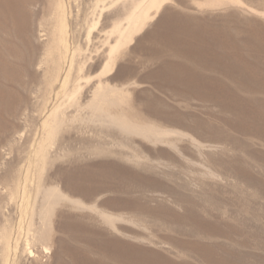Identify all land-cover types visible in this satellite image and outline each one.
Masks as SVG:
<instances>
[{
	"label": "rangeland",
	"instance_id": "1",
	"mask_svg": "<svg viewBox=\"0 0 264 264\" xmlns=\"http://www.w3.org/2000/svg\"><path fill=\"white\" fill-rule=\"evenodd\" d=\"M138 1L0 0V94L13 95L6 113L0 110V180L20 165L33 173L23 198L21 187L11 200L0 187V240L8 220L22 237L47 240L56 228L60 244L51 249L52 264H72L74 251L99 255L76 239L96 234L150 250L142 264H264V0H164L150 7ZM167 12L206 32L204 40L189 36L200 47L193 55H211L216 38L234 65L195 63L180 46L154 35ZM115 46L112 70L103 74ZM121 65L124 74L116 79ZM162 65L205 73L207 83L175 88L162 81ZM38 147L47 153L37 186L32 158ZM56 169L57 184L44 181ZM81 179L87 188L78 185Z\"/></svg>",
	"mask_w": 264,
	"mask_h": 264
},
{
	"label": "bare ground",
	"instance_id": "2",
	"mask_svg": "<svg viewBox=\"0 0 264 264\" xmlns=\"http://www.w3.org/2000/svg\"><path fill=\"white\" fill-rule=\"evenodd\" d=\"M7 4H12L13 2H15L16 0H4ZM142 1L144 2V1H146V0H141V1H138V4H139V2H141L142 3ZM149 1V7L150 6H154V5H160L164 0H148ZM4 6V5H3ZM21 5H19V7H20ZM3 8V7H2ZM21 8V7H20ZM11 10H12V8H11ZM1 11H3V10H1ZM3 13H4V11H3ZM57 14V13H56ZM182 15V14H181ZM1 16V15H0ZM144 16H146V14H144L143 13V17ZM182 17V16H181ZM181 17H179V15H178V13L177 12H172V13H169V12H167L166 14H164L162 17H160V19H159V21L157 22V25H156V31L154 32V35H157V36H160L161 38H164V39H166L167 41H169L170 42V44L172 45V46H175V45H177V46H180V49L182 50V51H184L185 52V54H188V56L189 55H192L191 56V59H192V61H194L195 63H202V64H206V65H210V66H219V68H221V67H223V66H231L232 64L234 65V63L232 62V61H230V56H228V55H222V52H225V51H220V49L221 48H219V44H220V39H216V38H214V39H212L213 40V43H212V49H211V55H203V54H200V55H198L199 53H197V54H195V55H193V52L192 51H194L195 52V50H200V47L197 45H195V42L194 41H192L191 39H190V37L191 36H196V37H198V40H201V39H203L204 40V38H207V34H206V32H204V31H202L201 29H198V30H196V31H194V30H192L191 29V27L189 26L190 24H189V21H187V20H189L188 18H181ZM179 18H181L180 20H179ZM4 20V19H3ZM6 20V19H5ZM193 21V20H192ZM198 21V20H197ZM18 22V21H17ZM16 24V23H15ZM19 24V23H18ZM130 24V23H129ZM198 24V23H197ZM194 27V26H193ZM201 27V26H200ZM219 30V29H218ZM257 30V29H256ZM214 31V30H213ZM216 32V31H215ZM258 32V31H257ZM257 32H256V34H257ZM261 34V33H260ZM190 36L188 39L187 38H185L184 36ZM220 35V34H219ZM252 35V34H251ZM255 35V34H254ZM258 35V34H257ZM257 35H256V37H257ZM226 36H227V34H226ZM229 36V35H228ZM259 36V35H258ZM209 37H210V35L208 36V39H209ZM214 37V36H213ZM256 37H255V39H256ZM212 38V37H211ZM219 38V37H218ZM227 38V37H226ZM230 38V37H229ZM260 38V37H259ZM259 38H258V40H259ZM263 38V37H262ZM121 40V39H120ZM195 40V39H194ZM211 40V39H210ZM211 40V41H212ZM251 39H250V37H249V41H250ZM257 40V39H256ZM261 40V39H260ZM206 41H207V39H206ZM222 41V40H221ZM237 41V40H236ZM246 41H248V39L246 40ZM248 41V42H249ZM223 43H224V41H222ZM230 42V41H229ZM256 42V41H255ZM263 42V41H262ZM206 43V42H205ZM247 43V42H246ZM254 43V42H253ZM175 44V45H174ZM204 44V43H203ZM225 44V43H224ZM248 44V43H247ZM222 45V44H221ZM168 46V45H167ZM177 46H175L176 48H177ZM225 46V45H224ZM224 46L222 47V49L224 48ZM240 46V45H239ZM204 47H206L205 45H204ZM204 47H202V48H204ZM209 47V46H208ZM248 47H249V45H248ZM253 47H255V45L253 46ZM61 48V47H60ZM115 48H116V46L115 47H112L111 49H110V52H109V57H108V60H107V62L105 63V65H104V69H103V74H106V73H108V72H110L111 70H112V67H113V64H114V55H113V53H114V50H115ZM225 48H227V50H228V47H227V45L225 46ZM261 48H262V46H261ZM208 49H210V48H208ZM207 49V50H208ZM214 49V50H213ZM249 49H251L250 47H249ZM258 49V48H257ZM159 50V49H158ZM224 50H226V49H224ZM233 50H235V49H233ZM164 51V50H163ZM203 51V50H202ZM209 51V50H208ZM230 51H231V49H230ZM246 51V50H245ZM248 51V50H247ZM252 51H254V50H251V52ZM158 52V51H157ZM198 52H200V51H198ZM205 52V51H204ZM249 52H250V50H249ZM17 53H19V52H17ZM27 53V52H26ZM208 53V52H207ZM230 53V52H229ZM235 53V52H234ZM246 53H248V52H245V54ZM254 53V52H253ZM263 53V52H262ZM162 54V53H161ZM184 54V55H185ZM224 54V53H223ZM242 54V53H241ZM241 54H238V56L240 57V55ZM255 54H256V51H255ZM257 54H258V52H257ZM230 55H232V54H230ZM236 55H237V53H236ZM11 56V55H10ZM29 56V55H28ZM234 56V55H233ZM246 56V55H245ZM235 58V57H234ZM248 58V57H247ZM243 59V58H242ZM240 60V59H239ZM174 61V60H173ZM236 61V60H235ZM247 61V60H246ZM253 62V61H252ZM168 63V62H167ZM182 63V62H181ZM174 64V63H173ZM179 65V64H178ZM223 65V66H222ZM253 65V64H252ZM170 66H171V64H170ZM172 66H174V65H172ZM186 66V65H185ZM210 66H209V68H210ZM213 66V67H214ZM247 66H250V65H247ZM17 67V66H16ZM160 67V66H159ZM212 67V68H213ZM245 67V66H244ZM15 68V67H14ZM133 68V67H132ZM217 69V71H218V67H216ZM230 69H231V67H229ZM236 68V67H235ZM234 68V69H235ZM240 68H242V67H240ZM249 68V67H248ZM253 68V67H252ZM12 69V68H11ZM214 70H215V68H213ZM243 69V68H242ZM241 69V70H242ZM245 69V68H244ZM251 69V68H250ZM259 69V68H258ZM8 70V69H7ZM15 70V69H14ZM155 70V69H154ZM158 70V69H157ZM160 70V76L161 77H163V79H162V81L164 80L166 83H168V84H170V85H174L175 86V88L176 87H179V88H181V89H184V88H188V89H191V90H198V88L199 87H201V86H203L205 83H207L206 81V79H208L207 78V74L205 75V73L204 74H199L198 72H196V70L194 71V70H191V69H189V68H187V67H184V66H178L177 67V69L176 70H173V69H166V68H164V66L162 65V68L161 69H159ZM236 70V69H235ZM234 70V71H235ZM248 70V69H247ZM12 71V70H11ZM131 71V70H130ZM224 71V70H223ZM222 70H219L218 72H223ZM237 71H238V69H237ZM239 71H240V69H239ZM238 71V72H239ZM244 71V70H243ZM258 71V70H257ZM8 72V71H7ZM16 72V71H15ZM18 72V71H17ZM213 72H215L216 73V71H213ZM229 72H231V71H229ZM233 72V71H232ZM236 72V71H235ZM235 72H233V73H235ZM254 72H256V71H254ZM253 71H252V73H254ZM2 73V72H1ZM237 73V72H236ZM240 73V72H239ZM238 73V74H239ZM259 73V72H258ZM18 74V73H17ZM123 74H124V66H122L121 65V67L119 68V70H118V72H116V74L113 76L114 78H116V79H120L122 76H123ZM134 74V73H133ZM212 74H214V73H212ZM217 74V73H216ZM231 74V73H230ZM237 74V75H238ZM251 74V73H250ZM249 74V75H250ZM7 75V74H6ZM14 75V74H13ZM153 75H154V73H153ZM227 75H228V73H227ZM255 75V74H254ZM263 75V74H262ZM2 76H4V75H2ZM142 76V75H141ZM231 76V75H230ZM236 76V75H235ZM243 76V75H242ZM246 76V75H245ZM257 76V75H256ZM112 77V78H113ZM126 77V76H125ZM154 77V76H153ZM209 77V76H208ZM225 77L227 78V76H226V72H225ZM232 77V76H231ZM240 77V76H239ZM238 77V78H239ZM253 77H255V76H253ZM260 77V76H259ZM76 78V77H75ZM80 78V77H79ZM211 78H212V76H211ZM215 78H217V76H215ZM237 78V79H238ZM250 78V77H249ZM13 79V78H12ZM159 79V78H158ZM157 79V80H158ZM214 79V77L211 79V80H213ZM232 79V78H231ZM235 79V78H234ZM215 80H217V79H215ZM224 80V79H223ZM17 81V80H16ZM234 81V80H233ZM236 81V80H235ZM239 81H241V80H239ZM255 81H256V79H255ZM2 82H3V80H2ZM12 82V81H11ZM213 82V81H212ZM166 83H163V84H166ZM214 83V82H213ZM224 83V82H223ZM242 83V82H241ZM250 83V82H249ZM15 84V83H14ZM74 84V83H73ZM80 84V83H79ZM162 84V83H161ZM218 84V83H217ZM260 84H261V82H260ZM12 85V84H11ZM26 85V84H25ZM76 85H78V82H77V84ZM81 85V84H80ZM80 85H78V86H80ZM101 85V84H100ZM155 86H156V84H154ZM215 85V84H214ZM73 86V85H72ZM78 86H77V88H78ZM158 86V85H157ZM162 86V85H161ZM217 86V85H216ZM222 86V85H221ZM226 86V85H225ZM224 86V87H225ZM238 86H240V85H238ZM242 86V85H241ZM256 86V85H255ZM254 86V87H255ZM261 86V85H260ZM262 86H263V84H262ZM25 87V86H24ZM74 87H75V84H74ZM214 87V86H213ZM227 87V86H226ZM229 87V86H228ZM237 87V86H236ZM258 87V86H257ZM4 88V87H3ZM28 88V87H27ZM73 88V87H72ZM202 88V87H201ZM200 88V89H201ZM215 88V87H214ZM231 88V87H230ZM249 88V87H248ZM252 88V87H251ZM6 89V88H5ZM159 89V88H158ZM169 89V88H168ZM178 89V88H177ZM218 89H219V87H218ZM234 89V88H233ZM244 89V88H243ZM247 89V88H246ZM253 89V88H252ZM259 89H261V88H259ZM258 89V90H259ZM7 90V89H6ZM65 90H68V89H65ZM74 90V89H73ZM78 90V89H77ZM167 90V89H166ZM165 90V91H166ZM174 90V89H173ZM172 90V91H173ZM217 90V89H216ZM225 90V89H224ZM229 90H231V89H229ZM240 90H241V88H240ZM249 90V89H248ZM254 90V89H253ZM252 90V91H253ZM263 90V89H262ZM184 91V90H183ZM187 91V90H186ZM201 91V90H200ZM210 91V90H209ZM218 91V90H217ZM216 91V92H217ZM247 91V90H246ZM261 91V90H260ZM12 92V91H11ZM68 92V91H67ZM66 92V93H67ZM71 92H72V90H71ZM182 92V91H181ZM227 92V91H226ZM237 92V91H236ZM256 92V91H255ZM257 92H259V91H257ZM263 92H264V90H263ZM65 93V94H66ZM184 93V92H183ZM200 93V92H199ZM198 93V94H199ZM218 93V92H217ZM6 94V93H5ZM5 94H0V110L1 111H3V113H6V111H7V108L9 109V107L11 106L10 104H9V101L11 100V99H13V95H10V96H8V92H7V95H5ZM16 94V93H15ZM69 94V93H68ZM169 94H171V92H169ZM173 94L174 93H172V97H173ZM207 94V93H206ZM219 94H220V92H219ZM228 94V93H227ZM226 94V95H227ZM5 95V96H4ZM176 95V94H175ZM182 95V94H181ZM210 95V94H209ZM229 95V94H228ZM232 95V94H231ZM230 95V96H231ZM237 96H238V94H236ZM19 96V95H18ZM179 96V95H178ZM177 96V97H178ZM190 96V95H189ZM193 96V95H192ZM17 97V96H16ZM187 97V96H186ZM209 97V96H208ZM240 97V96H239ZM58 98V97H57ZM72 98V97H71ZM212 98V97H211ZM243 98V97H242ZM245 98V97H244ZM254 98H256V97H254ZM17 99V98H16ZM20 99V98H19ZM191 99V98H190ZM208 99V98H207ZM215 99L216 98H214L213 100L215 101ZM228 99H229V97H228ZM232 99H234V98H232ZM240 99V98H239ZM263 99V98H262ZM74 100V99H73ZM158 100V99H157ZM160 100V99H159ZM210 100V99H209ZM217 100V99H216ZM219 100V99H218ZM217 100V101H218ZM222 100V99H221ZM220 100V101H221ZM247 100V99H246ZM246 100H245V102H246ZM264 100V99H263ZM155 101V100H154ZM212 101V100H211ZM222 101H224V100H222ZM240 101H242V100H238V102H240ZM250 101V100H249ZM257 101H258V99H257ZM15 102V101H14ZM72 102V101H71ZM148 102V101H147ZM152 102V101H151ZM158 102V101H157ZM263 102V101H262ZM149 103V102H148ZM159 103H160V101H159ZM229 103V102H228ZM227 103V104H228ZM244 103V102H243ZM248 103V102H247ZM158 104V103H157ZM156 104V105H157ZM162 104V103H161ZM164 104V103H163ZM226 104V103H225ZM241 104H242V102H241ZM12 105H13V103H12ZM145 105V104H144ZM165 105H167V104H165ZM237 105V103L235 104V106ZM244 105H246V104H243V106ZM14 106H15V104H14ZM146 106V105H145ZM149 106V105H148ZM150 106H152V105H150ZM162 106V105H161ZM168 106V105H167ZM166 106V107H167ZM240 106H242V105H240ZM250 106V105H249ZM248 106V107H249ZM166 107L164 108V110L166 109ZM170 107V106H169ZM237 107V106H236ZM138 108V107H137ZM144 108V107H143ZM151 108V107H150ZM161 108V107H160ZM168 108V107H167ZM172 107H170V109H171ZM243 108V107H242ZM252 108V107H251ZM257 108V107H256ZM139 109V108H138ZM152 111H154V108H153V106H152ZM162 109V108H161ZM173 109V108H172ZM171 109V110H172ZM222 109V108H221ZM246 109H247V107H246ZM249 109V108H248ZM15 110V109H14ZM147 110H149V109H147ZM223 110V109H222ZM243 110V109H242ZM242 110H240V112H242ZM254 110V109H253ZM258 110V109H257ZM143 111V110H142ZM174 111V110H173ZM176 111V110H175ZM223 111H225V110H223ZM252 111V110H251ZM14 112V111H13ZM135 112V111H134ZM134 112H133V114L132 115H134ZM151 112V111H150ZM149 112V113H150ZM160 112V111H159ZM158 112V113H159ZM177 112V111H176ZM175 112V114H177ZM181 112V111H180ZM179 112V114H181ZM235 112V111H234ZM239 112V111H238ZM239 112V113H240ZM254 112V111H253ZM258 112H260V111H258ZM258 112H254L253 114H257ZM146 113V112H145ZM154 113V112H153ZM161 113H164V112H161ZM171 113H173V112H171ZM170 113V114H171ZM231 113V112H230ZM148 114V113H147ZM160 114V113H159ZM169 114V115H170ZM174 114V113H173ZM173 114H171V115H173ZM174 114V115H175ZM244 114V113H243ZM250 114V113H249ZM262 114V113H261ZM260 114V115H261ZM13 115V114H12ZM145 115V114H144ZM162 115V114H161ZM169 115H168V117H169ZM173 115V116H174ZM178 115V114H177ZM226 115V114H225ZM237 115V114H236ZM251 115H252V113H251ZM259 115V114H258ZM165 116V115H164ZM241 116V115H240ZM256 116V115H255ZM264 116V115H263ZM56 117V116H55ZM140 117V116H139ZM150 117V116H149ZM158 117H161L160 115L158 116ZM231 117V116H230ZM239 117V116H238ZM241 117H244V116H241ZM253 117V116H252ZM256 117H258V116H256ZM147 118V117H146ZM162 118V117H161ZM171 118V117H170ZM169 118V119H170ZM175 118H176V116H175ZM179 118H180V115H179ZM235 118V117H234ZM251 118V117H250ZM52 119V118H51ZM225 119H227V118H225ZM253 119V118H252ZM261 119V118H260ZM141 120V119H140ZM146 120V119H145ZM152 120V119H151ZM154 120V119H153ZM158 119H156V121H157ZM162 119H160V121H161ZM167 120V119H166ZM178 120V119H177ZM182 120V119H181ZM262 120H263V118H262ZM49 121H50V118H49ZM165 121V120H164ZM172 121V120H171ZM171 121H170V123H171ZM186 121V120H185ZM230 121V120H229ZM47 122V121H46ZM57 122V121H56ZM154 122V121H153ZM190 122V121H189ZM247 122V121H246ZM253 122V121H252ZM261 122V121H260ZM263 122V121H262ZM261 122V123H262ZM47 123H49V122H47ZM54 123V122H53ZM162 123V122H161ZM165 123V122H164ZM169 123V122H168ZM167 123V124H168ZM174 123V122H173ZM182 123V122H181ZM195 123V122H194ZM196 123H197V121H196ZM203 123H205V121L203 122ZM230 123H231V121H230ZM234 123H235V120H234ZM163 124V123H162ZM175 124V123H174ZM237 124V123H236ZM246 124V123H245ZM256 124V123H255ZM254 124V125H255ZM260 124V123H259ZM258 124V125H259ZM170 125V124H169ZM258 125H256V127L258 126ZM50 126V125H49ZM48 126V127H49ZM162 126V125H161ZM167 126V125H166ZM171 126V125H170ZM174 126V125H173ZM178 126V125H177ZM210 126H211V124H210ZM239 126V125H238ZM243 126H244V124H243ZM176 127V126H175ZM181 127H182V124H181ZM191 127V126H190ZM196 127V126H195ZM197 127H199V125L197 126ZM213 127V126H212ZM56 128H58V127H56ZM56 128H55V130H56ZM179 128V127H178ZM204 128V127H203ZM209 128V127H208ZM237 128V127H236ZM241 128V127H240ZM258 128V127H257ZM193 129V128H192ZM213 129V128H212ZM247 129H249L248 127H247ZM55 130H53V131H55ZM182 130H184V129H182ZM200 130H201V128H200ZM203 130V129H202ZM204 130H205V128H204ZM228 130V129H227ZM241 130V129H240ZM246 130V129H245ZM259 130H261V129H259ZM189 131H191V130H189ZM209 131V130H208ZM222 131V130H221ZM220 131V132H221ZM45 132V131H44ZM49 133V131H46V133ZM213 132V131H212ZM240 132V131H239ZM250 132V131H249ZM251 132H252V130H251ZM250 132V133H251ZM262 132V131H261ZM3 133H4V131H3ZM54 133V132H53ZM208 133V132H207ZM242 133V132H241ZM5 134H7V131L5 132ZM9 134H10V132H9ZM8 134V135H9ZM194 134V133H193ZM213 134V133H212ZM242 134H244V133H242ZM251 134H253V133H251ZM255 134V133H254ZM8 135H6V136H8ZM44 135H46V137H47V134H44ZM44 135H42L43 137H44ZM206 135V134H205ZM229 135V134H228ZM245 135H246V133H245ZM248 135V134H247ZM52 136V135H51ZM208 136H210V135H208ZM217 136V135H216ZM46 137L44 138V139H46ZM213 137V136H212ZM224 137H226V136H224ZM228 137V136H227ZM49 138V137H48ZM50 139V138H49ZM232 139V138H231ZM31 140V139H30ZM234 140V139H233ZM28 141V140H27ZM6 142H9V139L8 140H6ZM45 146H47V144L45 145ZM240 146V145H239ZM46 151L43 153V151H41L40 150V147H38V149L35 151V154H34V156H33V158H32V161H33V163H34V168L32 169V170H37L38 172V174H37V186H38V184L40 183L39 182V178H40V172L42 173V170L43 169H45V166H46V162H45V158H46ZM169 155H170V153H168ZM174 156V155H173ZM171 158V157H170ZM132 160V159H131ZM25 161V159L22 161V162H24ZM27 161H30V160H28V158H27ZM137 161V160H136ZM140 162V161H139ZM139 162H137V163H139ZM32 162L30 161V164H31ZM112 164V163H111ZM99 165V164H98ZM109 165V164H108ZM112 166V165H111ZM113 167H114V169H117V171H120V172H122V174H123V172L124 171H127V169H123L121 166H118L116 163H113ZM151 167V166H150ZM93 169V168H92ZM107 169V168H106ZM113 169V170H114ZM149 169V168H148ZM57 170V169H56ZM55 170V172H53V173H50V174H48L47 176L45 175L44 177H45V179H44V181L45 180H47L49 183H54V185H56L57 183V180H60V174L58 173V170L56 171ZM76 170V169H75ZM86 170V169H85ZM88 170V169H87ZM108 170H109V168H108ZM74 171V170H73ZM77 171V170H76ZM79 171V170H78ZM133 171V170H132ZM47 172V171H46ZM83 172V171H82ZM81 172V173H82ZM35 173V172H34ZM45 173V172H44ZM112 173V172H111ZM33 174V173H32ZM32 174H31V171H30V165H28V166H26L25 167V173H24V168H23V165H20L19 166V168H17L16 169V172L15 173H13V174H11L9 177H8V180H2V178H1V180H0V187L2 188V190H8V193L10 194V196H9V198H10V200L14 197L13 195V193H14V190L17 188H19V187H21V194H22V198L25 196V195H27V192H28V190H27V188H26V186H27V181H29V180H31L30 179V175L32 176ZM63 173H61V175H62ZM74 174H76V173H74ZM113 174V173H112ZM129 174H132L133 175V173H130L129 172ZM78 175V174H77ZM81 175V174H80ZM142 175V174H141ZM240 175H241V173H240ZM34 176V175H33ZM63 176V175H62ZM236 176H238V175H236ZM4 177V176H3ZM28 177H29V179H28ZM41 177H42V175H41ZM82 177V176H81ZM85 177H87V176H83L82 178H85ZM80 178V177H79ZM97 178V177H96ZM137 178V177H136ZM135 178V179H136ZM244 178V177H243ZM42 179V178H41ZM132 179H134L133 177H132ZM134 179V180H135ZM148 179H149V177H148ZM93 180V179H92ZM133 180V181H134ZM70 181V180H69ZM136 181V180H135ZM140 181V180H139ZM59 182V181H58ZM142 182V181H141ZM34 183V184H35ZM31 185V184H30ZM33 185V184H32ZM80 187H83V188H87L88 186H89V184H87V182H85V179H81L80 180V182H79V184H78ZM134 187V186H133ZM129 190V187L128 188H126V190ZM87 190V189H86ZM124 190V189H123ZM41 191V190H40ZM130 192V191H129ZM127 193V192H126ZM54 194H55V192H54ZM49 196V195H48ZM129 196V195H128ZM188 197V196H187ZM52 198V197H51ZM201 198V197H200ZM187 199V198H186ZM120 200H122V199H120ZM209 200H211V199H209ZM215 200V199H214ZM213 200V201H214ZM136 201H137V199H136ZM177 201V200H176ZM187 201V200H186ZM191 201V200H190ZM212 201V200H211ZM55 202V201H54ZM123 202V201H122ZM138 202H139V200H138ZM141 202V201H140ZM189 202V201H188ZM194 202V201H193ZM192 202V203H193ZM148 203V202H147ZM189 203H191V202H189ZM191 203V204H192ZM207 203V202H206ZM216 203V202H215ZM142 204V203H141ZM161 204V203H160ZM214 204V203H213ZM145 205H148V204H145ZM167 205V204H166ZM196 205V204H195ZM197 205H199V204H197ZM132 206V205H131ZM160 206V205H159ZM189 206V205H188ZM199 206H202V205H199ZM145 207V206H144ZM169 207V206H168ZM190 207H195L194 206V204H193V206L192 205H190ZM205 207V206H204ZM146 208H147V206H146ZM149 208V207H148ZM159 208V207H158ZM157 208V209H158ZM161 208V207H160ZM202 208L203 207H201V210H202ZM168 209V208H167ZM186 209V208H185ZM184 209V210H185ZM188 209V208H187ZM186 209V210H187ZM196 209V208H195ZM199 209H200V207H199ZM205 209V208H204ZM213 209V208H212ZM151 210V209H150ZM211 210V209H210ZM147 211V210H146ZM163 211V210H162ZM167 212V211H166ZM170 212V211H169ZM207 212V211H206ZM205 212V213H206ZM149 213V212H148ZM154 213V212H153ZM192 213V212H191ZM159 214V213H158ZM163 214V213H162ZM164 214H165V211H164ZM167 214V213H166ZM169 214V213H168ZM173 214V213H172ZM176 214V213H175ZM179 214V213H178ZM189 214V213H188ZM217 214V213H216ZM157 215V214H156ZM177 215V214H176ZM192 215V214H191ZM152 216V215H151ZM154 216V215H153ZM162 216V215H161ZM171 216V215H170ZM179 216V215H178ZM193 216V215H192ZM147 217V216H146ZM172 217V216H171ZM171 217H169V218H171ZM176 217V216H175ZM180 217V216H179ZM188 217H189V215H188ZM155 218H157L156 216H155ZM163 218V217H162ZM161 218V219H162ZM184 218V217H183ZM183 218H181V220L183 219ZM200 218V217H199ZM160 219V218H159ZM160 219V220H161ZM172 219H174V218H172ZM179 219V218H178ZM189 219V218H188ZM187 219V220H188ZM7 220V219H6ZM170 220V219H169ZM175 220H176V218H175ZM156 221V220H155ZM155 221H154V223H155ZM174 221V220H173ZM180 220H178V222H179ZM183 221V220H182ZM186 221V220H185ZM138 222V221H137ZM143 222V221H142ZM147 222V221H146ZM157 222V221H156ZM159 222V221H158ZM162 222H165L166 223V221L165 220H162ZM168 222H170V221H168ZM205 222V221H204ZM153 222H152V224H154ZM161 223V222H160ZM185 223V222H184ZM186 223H187V221H186ZM209 223H211V222H209ZM86 224V223H85ZM137 224V223H136ZM170 224V223H169ZM174 224V223H173ZM188 224V223H187ZM196 224V223H195ZM42 225H43V223L40 225L41 227H42ZM179 225H180V223H179ZM181 225H182V223H181ZM215 225V224H214ZM80 226V225H79ZM95 225H93V227H94ZM189 226H190V224H189ZM192 226V225H191ZM82 227V226H81ZM95 227H97V226H95ZM180 227V226H179ZM183 227H184V225H183ZM188 227V226H187ZM235 227V226H234ZM83 228H84V226H83ZM184 228H186V227H184ZM215 228V227H214ZM226 228H228V227H226ZM199 229V228H198ZM201 229V228H200ZM211 229V228H210ZM98 230V229H97ZM96 230V231H97ZM175 230V229H174ZM189 230V229H188ZM191 230V229H190ZM217 230V229H216ZM28 231V230H27ZM35 231H37V230H35ZM35 231H33V232H35ZM213 231V230H212ZM50 232V231H49ZM195 232V231H194ZM198 232V231H197ZM211 232V231H210ZM234 232V231H233ZM85 233V232H84ZM204 233V232H203ZM214 234V233H213ZM213 234H211V235H213ZM226 234V233H225ZM237 234V233H236ZM29 235V234H28ZM27 235V233H26V236H23L22 237V234H20V232L19 233H13L12 232V227H11V224L8 222V220L6 221V223H4V227H3V229H2V232H1V240H0V243H1V250H0V264H52L50 261H49V259L51 258V257H53L52 256V253H51V249H52V247H54V248H56L59 244H60V237L57 235V233H56V228H53L52 229V232H51V234L49 235V237L47 238V240L45 239H41L40 237H34L35 235L33 234V237L32 236H28ZM168 235V234H167ZM169 236V235H168ZM186 236V235H185ZM214 236V235H213ZM236 236V235H235ZM167 237V236H166ZM172 237V236H171ZM195 237V236H194ZM32 238V239H31ZM231 238V237H230ZM233 238V237H232ZM35 239V240H34ZM76 239H77V241L78 242H82L81 240H84L85 241V245H86V250H88V251H93V250H99V252H100V254L99 255H91V254H89L87 251H78V252H72V255H71V257H72V259H73V262H72V264H142L143 262H146V263H148V258H147V256L148 255H150V250H148V249H141V248H138V246L136 245V244H132V243H130V242H127V241H125V240H121L120 238H117V237H114L113 235L111 236V235H108V234H104V235H90V236H87V237H85L84 239H79L77 236H76ZM169 239V238H168ZM194 239V238H193ZM188 240V239H187ZM234 241L236 242V240L234 239ZM36 242V243H35ZM176 242V241H175ZM188 242H189V240H188ZM187 242V243H188ZM214 242V241H213ZM231 242V241H230ZM244 242H245V240H244ZM34 243V244H33ZM171 243H172V241H171ZM222 243V242H221ZM182 244V243H181ZM229 244V243H228ZM239 244V243H238ZM247 244V243H246ZM210 245V244H209ZM219 245V244H218ZM227 245V244H226ZM232 245V244H231ZM242 245H244V244H242ZM220 246H222V245H220ZM229 246V245H228ZM234 246V245H233ZM245 246V245H244ZM61 247V246H60ZM186 247V246H185ZM223 247V246H222ZM221 247V248H222ZM209 248V247H208ZM215 248V247H214ZM232 248H235V246L234 247H232ZM211 249V248H210ZM201 250V249H200ZM219 250H221V249H219ZM235 250V249H234ZM152 251V250H151ZM216 251V250H215ZM183 252V251H182ZM193 252V251H192ZM227 252H228V250H227ZM149 253V254H148ZM153 253H155V252H153ZM160 253V252H159ZM218 253V252H217ZM152 254V253H151ZM219 254H221V252L219 253ZM165 255V254H164ZM163 255V256H164ZM187 255V254H186ZM215 255V254H214ZM231 255V254H230ZM57 256V255H56ZM153 256V255H152ZM155 256V255H154ZM229 256V255H228ZM227 256V257H228ZM157 257V256H156ZM186 257V256H185ZM226 257V258H227ZM234 257V256H233ZM61 258V257H60ZM225 258V259H226ZM182 259V258H181ZM228 259V258H227ZM235 259V258H234ZM156 260V259H155ZM198 260V259H197ZM53 261V260H52ZM176 261V260H175ZM184 261V260H183ZM116 262V263H115ZM193 262V261H192ZM197 262H199V261H197ZM197 262H195L196 264H197ZM229 262H231V260L229 261ZM166 263V262H165ZM200 263V262H199ZM202 263V262H201ZM200 263V264H201ZM204 263H205V261H204ZM226 263V262H225ZM228 263V262H227ZM232 263V262H231ZM235 263V262H234ZM238 263V262H237ZM236 263V264H237ZM55 264H63L62 262H60V261H58V263H55ZM229 264V263H228ZM243 264V263H242Z\"/></svg>",
	"mask_w": 264,
	"mask_h": 264
}]
</instances>
